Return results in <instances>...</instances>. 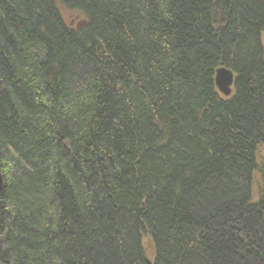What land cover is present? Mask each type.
I'll return each instance as SVG.
<instances>
[{
  "label": "trees",
  "instance_id": "trees-1",
  "mask_svg": "<svg viewBox=\"0 0 264 264\" xmlns=\"http://www.w3.org/2000/svg\"><path fill=\"white\" fill-rule=\"evenodd\" d=\"M261 149L264 0H0V264H264Z\"/></svg>",
  "mask_w": 264,
  "mask_h": 264
},
{
  "label": "rangeland",
  "instance_id": "rangeland-1",
  "mask_svg": "<svg viewBox=\"0 0 264 264\" xmlns=\"http://www.w3.org/2000/svg\"><path fill=\"white\" fill-rule=\"evenodd\" d=\"M62 10V9H61ZM65 21L67 22V24H69L70 26L74 27L78 22H80V20L83 19V15L78 12V11H61ZM258 156L261 158L264 157V153L263 150L261 149V151H259ZM260 171H262V166L261 164L258 167V173L254 176V181L252 183V188H251V201L253 203L258 201V190H259V186H260V181H261V176H260ZM144 243H148L147 238L143 239Z\"/></svg>",
  "mask_w": 264,
  "mask_h": 264
},
{
  "label": "water",
  "instance_id": "water-1",
  "mask_svg": "<svg viewBox=\"0 0 264 264\" xmlns=\"http://www.w3.org/2000/svg\"><path fill=\"white\" fill-rule=\"evenodd\" d=\"M233 83H234V76L230 70L225 68H219L215 71L214 85L220 95H222L225 98L229 97L232 93ZM3 182L4 181L2 180V175L0 173V194L3 187ZM147 264L150 263L147 262Z\"/></svg>",
  "mask_w": 264,
  "mask_h": 264
}]
</instances>
